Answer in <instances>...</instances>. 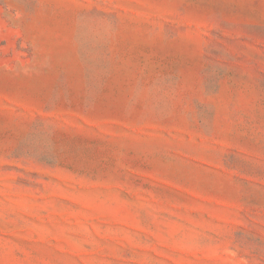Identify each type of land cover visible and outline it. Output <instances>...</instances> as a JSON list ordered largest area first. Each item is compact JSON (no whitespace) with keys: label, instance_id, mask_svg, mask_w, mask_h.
<instances>
[{"label":"rangeland","instance_id":"374dc122","mask_svg":"<svg viewBox=\"0 0 264 264\" xmlns=\"http://www.w3.org/2000/svg\"><path fill=\"white\" fill-rule=\"evenodd\" d=\"M0 264H264V0H0Z\"/></svg>","mask_w":264,"mask_h":264}]
</instances>
